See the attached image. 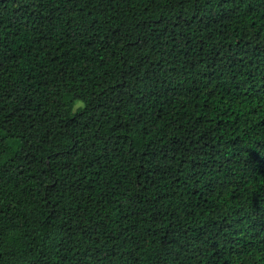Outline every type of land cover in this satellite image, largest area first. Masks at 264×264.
<instances>
[{
	"label": "trees",
	"instance_id": "1",
	"mask_svg": "<svg viewBox=\"0 0 264 264\" xmlns=\"http://www.w3.org/2000/svg\"><path fill=\"white\" fill-rule=\"evenodd\" d=\"M0 264H264V0H0Z\"/></svg>",
	"mask_w": 264,
	"mask_h": 264
}]
</instances>
